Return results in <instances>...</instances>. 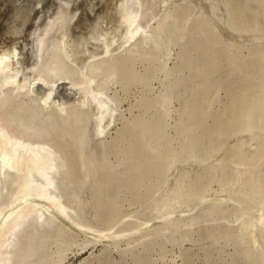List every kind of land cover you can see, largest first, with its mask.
Wrapping results in <instances>:
<instances>
[{
  "label": "rangeland",
  "instance_id": "obj_1",
  "mask_svg": "<svg viewBox=\"0 0 264 264\" xmlns=\"http://www.w3.org/2000/svg\"><path fill=\"white\" fill-rule=\"evenodd\" d=\"M7 1L0 0V6L5 5L2 14L30 10L36 1L62 14L68 21L64 36L72 39V46L81 30L85 34L94 23L101 22L94 25L99 29L112 20L110 13L104 17L109 0ZM65 4L73 5L74 14ZM91 12L101 21L94 14L93 22ZM160 14L151 24L154 46L139 36L122 52L92 63L91 72H97V82L116 106L113 122L101 136H91L85 109L69 110L61 118L27 92L4 107L18 130L35 133L57 148L65 164L59 173L65 199L79 219L91 224L71 222L60 214L64 230L30 228L18 243L25 264H57L59 257L61 264H264V243L251 240L248 222L258 207L264 211V0H171ZM56 40H50L53 47L48 43L41 71L77 77ZM242 91L251 105L262 97L254 103L259 106L252 114L257 120H242L253 121L255 132L242 128L243 116L233 119L247 107L240 100ZM234 127L238 129L233 132ZM245 154L255 163H244ZM250 176L256 179L255 188L249 185ZM83 239L92 243L85 246ZM18 259L15 264L25 261Z\"/></svg>",
  "mask_w": 264,
  "mask_h": 264
},
{
  "label": "bare ground",
  "instance_id": "obj_2",
  "mask_svg": "<svg viewBox=\"0 0 264 264\" xmlns=\"http://www.w3.org/2000/svg\"><path fill=\"white\" fill-rule=\"evenodd\" d=\"M10 1L13 2L14 0H10ZM19 1H21V0H19ZM45 1H48V0H45ZM50 1H52V0H50ZM56 1L58 3L59 2L62 3V1H60V0H56ZM72 1H70V2H72ZM84 1H86V0H84ZM103 1L105 2V0H103ZM170 1L171 0H109V1H106L107 3H106V5H104L105 6L104 9L106 11L104 10L105 12L104 11L103 12L106 14V16L104 15V17H107V15L111 14L110 16H112V20H111L110 24L107 23L108 25H105V26L101 25V27H99V29H97L94 25L96 24L98 27L101 23L98 21L102 18H100V16L99 17L96 16L97 12L96 13H93V12L89 13V15L93 17L92 18L93 22H94L95 16L97 18H99V19H97V22L99 24L94 23V25L92 26L91 29H93V27H95V30L90 29V31L88 30V31L84 32L85 34H83L82 30L80 29L81 34L78 33L79 35L77 36V39H76V37H75V39L73 38V40H75V42H76V43H74V45L76 44V46H74V45L72 46L70 44L72 39L67 41L68 37L66 38L64 36L63 28H64L65 18L61 16L62 14L60 13L61 15H59L53 9H47L48 7L40 6L41 1L40 2L36 1L37 3L33 2L30 4V6L27 3L29 8L28 7H26V8H28L30 10L18 12V14H16V15L14 14L13 8H12L13 10H10L11 12L9 11L10 13H8L7 15L2 14L1 7L5 6V5L0 6V44L2 43V46H0V264H15V260L18 259V257H19V259L20 258L22 260L24 259L25 261L22 264H25L27 257L25 258V256L21 255L18 252V250H20V249H18L19 240L23 239L25 236H27L28 232L30 233V231H29L30 228H32V229L35 228L34 232H36V230L44 231V229H48L51 226L57 227L58 231L64 230L66 228L65 225L60 220H58V218H57L58 216H62L60 214H63L65 217H67V220L69 219L71 222L75 221V222H80V223L91 226V224H88L87 222L82 221L81 219L78 218V216L75 215L72 207L70 206V204L65 199V195L62 191L63 189H61L60 183H59V176H60L59 173H60L62 166L65 164H64V159L59 154V151H57V148H55L52 144H50V142L46 141L42 137H39V136L36 137V135H34L35 133L33 134L34 135L33 136L30 133H24V132L20 131V129L18 130V128L14 125V124H16V122L9 120L6 117V115L4 114V109H5L4 107H7L9 105L8 102H9V100L13 99L12 97L23 96L25 94V92H27L28 93L27 95H30V96L33 95L34 97H31V98L33 100L41 103V105L43 107L50 108V109L52 108V111H53V109H56L55 111L58 114L57 116H59L61 118L66 116L67 113L69 112V110H72V109L76 110V108L85 109L87 111V113L89 114V117L91 119V128H92V134H93L91 136H95V137L101 136L105 132V130L110 126V124L113 122V118H114V115L116 113V106H115L114 99L109 95L108 91L106 92L105 88L100 83L97 82V78H96L97 75L95 74L97 72L96 71L94 72L95 69L93 70L94 73L91 72V70L93 69L92 63L99 57L103 58L106 56L115 55V53L120 52L121 50L130 46L131 43L136 41L137 37H139V36L141 37V38H139V40L142 39L143 43H145L146 45L154 46L156 41L154 39L153 32L151 31V24L154 20H156L158 18L159 15H161L160 13L163 12L168 7ZM11 2L7 1L8 4H10ZM23 2L25 3L26 1L24 0ZM52 2H54V1H52ZM75 2H72V3L76 4L77 2L76 3ZM1 3L3 4L4 0ZM21 3L22 2H19V4H21ZM72 3H70V4H72ZM89 3L90 2H87L86 6ZM70 4H68L69 8H70V6L73 7V5H70ZM93 4H94V2H93ZM27 5H24V6H27ZM68 5L65 4L66 7ZM86 6H85V9H87ZM100 6L103 7V4L99 5V7L97 6L98 9L100 8ZM91 7H93V6H91ZM21 8H23V6ZM50 8H52V7H50ZM94 8H95L94 10H96V6ZM70 9L72 10V8H70ZM89 9H87V10H89L87 12H90L92 8L89 7ZM68 12L70 13L71 11H68ZM72 12H73V10H72ZM74 12L72 14H74ZM87 12H85V13L87 14ZM94 14H95V16H94ZM100 14H102V13H100ZM97 15H99V14H97ZM90 16H89V20L91 18ZM110 16H108V17H110ZM243 16H245V15H243ZM84 18L86 19V17H84ZM67 20H69V19L67 18ZM86 20H88V19H86ZM251 20H252V18H251ZM70 21H71V19L69 20V22ZM66 22H68V21H66ZM95 22H96V18H95ZM106 22H108V21H106ZM240 22H241V20H240ZM90 24L92 25V23H90ZM26 26H28V27H26ZM86 26H83V28ZM68 27H70V25ZM71 27H70V29H71ZM90 27L91 26H89V28ZM157 29L155 31H157ZM159 29H161V28H159ZM22 30L23 31L25 30L24 31L25 33L21 34V36H19L20 35L19 31H22ZM73 30H74V28H73ZM69 31L71 33V30H69ZM69 31L67 29V32H69ZM20 33H22V32H20ZM70 33H68V34H70ZM68 34L66 33V35H68ZM73 34L74 33H72L70 35L72 36ZM156 35H160V34H157V32H156ZM260 35H258V36H260ZM22 36H23L22 39H26L24 41V43H23V40H21V42H20V39H19ZM54 38L57 39L56 42L59 45V50L62 54V58L65 59L66 62H68L75 69L76 73L74 72V74H77L76 75L77 77H71L69 75L67 76V75H62V74L47 75V74L43 73V71H41L42 66H43L42 65L43 59H44L43 57H44V54H46L45 51L48 48L49 44H50L49 47L50 46L53 47L52 44L55 42L50 41V40L51 39L54 40ZM49 41H50V43H49ZM148 56H150V55L148 54ZM211 60H213V59H211ZM50 62H51V60H50ZM60 64H61V62H60ZM104 65H106V64L104 63ZM59 66H60L59 69H61V65H59ZM63 66H62V69L64 68ZM72 67H69V68L71 69ZM97 68H98V66H97ZM103 68H106V67H103ZM111 68H112V66H111ZM48 70H50V68ZM45 71H47V70H45ZM101 71H103V70H101ZM101 71H99V72H101ZM105 71H106V69H105ZM108 71L105 72V73H107V76H109ZM51 72L52 71H50V73ZM68 73H69V70H68ZM202 73H203V71H202ZM207 74H209V71L207 72ZM245 92H243L244 94L240 92L242 94V97L240 100L242 101V104L244 105V107L247 106L245 108L246 109L249 108V109L247 111H245L246 109L244 108L241 115L239 112H238L239 113L238 114L237 112H235L233 110L238 115L236 116V114H235L234 118L233 117L232 118L236 119L235 117H238V116L242 117L243 116L241 119V122L242 123L244 122L243 123L244 127H242V125H241V126H239V128L242 127L244 129L253 130L251 128V125L254 126V123H252L253 121H251V120L242 121V120L245 117L246 118L249 117V119L251 117L256 118V117L252 116L253 112L255 111V108L258 106L257 104H254V103L261 101L262 97L261 98L259 97V99H260L259 101H256V99H255L256 102L254 101V103L251 105L250 103H248V100H247L248 97L246 99ZM232 99H231V101H232ZM252 101H251V103H252ZM262 102H264V100L261 101L260 103L263 104ZM229 104H230V102H229ZM238 104H239V102H238ZM248 104H250V106H248ZM42 106H41V108H42ZM263 106H264V104H263ZM229 107L230 106H228V108ZM232 107H235V105L233 106V104H232ZM236 107H238V106H236ZM226 109H224V110L226 111ZM34 110H36V109H34ZM260 110H262V106H261ZM195 111H196V109L193 112H195ZM239 111H242V110H239ZM208 112H209V110H208ZM226 113H228V112H226ZM30 114H32V113L30 112ZM195 114H196V112H195ZM195 114H194V116H195ZM201 114H203V113H201V110H200V116H201ZM231 114H232V112H231ZM254 115H259V113L254 114ZM204 116H207V114H205ZM208 116H209V114H208ZM219 116H220V114H219ZM196 117H197V114H196ZM201 117H203V116H201ZM201 117H199V120H203V119H201ZM223 118H224V116H223ZM223 118L221 117L220 119L222 120ZM257 118H256V120H257ZM221 120H219L218 122L220 123ZM228 120H230V118H228ZM252 120H254V119H252ZM73 123H77V122H73ZM200 123H202V122H200ZM38 125L40 126V124H38ZM47 127H48V125H47ZM35 129L37 131L36 127H35ZM82 129H84V128H82ZM237 129L235 128V130H233V132L237 131ZM81 131L82 130H80V134L82 133ZM83 132H84V130H83ZM253 132H255V131L253 130ZM76 133H77V131H76ZM66 135L69 136L68 133ZM71 136L72 135H70V137ZM70 137H69V139H70ZM239 148H240V146H239ZM218 149H220V148H218ZM246 149L247 148H245L244 150L246 151ZM241 150L239 151L240 153L245 152L244 150H242L244 152H241ZM214 152H217V151L215 150ZM238 153H236V154H238ZM142 154H144V153L141 152L140 155L142 156ZM68 155L69 154H67V156ZM205 157H206V155H205ZM246 157H247V155L245 154V156H243V158H245L244 161H243V159H241V158L240 159L245 163L246 160L248 159ZM241 160H239V162ZM248 160H249L248 161L249 163L246 162V164H248L249 166L255 163V162H252V161H254L253 158L248 159ZM80 163H81V161H80ZM246 164H245V166H246ZM81 166H83V165L81 164ZM145 167L143 166L142 168H145ZM137 168H139V167L137 166ZM131 170H132V167H131ZM130 172H132V171H130ZM156 172L158 174V171H156ZM156 177H158V175ZM115 178H116V176H115ZM251 181H252V183H250ZM248 182H249V185L251 187L255 188V186H254L255 185L254 183L256 182L255 178L250 176L248 178ZM150 185H151V183H150ZM148 189H151V188L149 187ZM238 191H239V189H238ZM201 193H203V192H201ZM196 206H195V209L197 208ZM174 207H176V206H174ZM243 207H246V206L243 205ZM188 208H189V205H188ZM57 210L58 211L60 210L59 213L57 212ZM184 212H186V211H184ZM248 213H249V211H248ZM250 217H251L250 221H248V222H249V227L251 229V234H252L251 240L253 239L254 241H256L255 243H258V242L264 243V238L262 236V232H263L262 230H264L263 229V227H264L263 226V222H264L263 221L264 220L263 209L261 207H258L256 209L255 213L252 212ZM176 223L177 222L175 221L174 224H176ZM74 224H76V223H74ZM34 232H32V233H34ZM69 233H70V231H69ZM113 233H114V231H113ZM74 235H75V233H74ZM30 237L31 236H29V238ZM83 240H84L83 243L85 244V246L92 243L91 240H85V239H83ZM247 245H248V242H247ZM249 245H252V244H249ZM29 257H31V256H29ZM61 258H62V256H61ZM58 260H60L59 263H58ZM58 260H57V264H61L63 261L60 259V257L58 258ZM189 264H191V263H189Z\"/></svg>",
  "mask_w": 264,
  "mask_h": 264
}]
</instances>
